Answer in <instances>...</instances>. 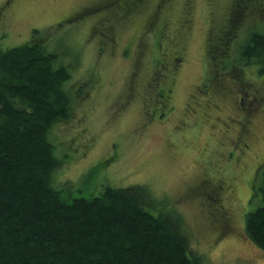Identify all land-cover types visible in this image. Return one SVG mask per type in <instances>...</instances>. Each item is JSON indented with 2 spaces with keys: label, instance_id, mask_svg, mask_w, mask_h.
<instances>
[{
  "label": "rangeland",
  "instance_id": "374dc122",
  "mask_svg": "<svg viewBox=\"0 0 264 264\" xmlns=\"http://www.w3.org/2000/svg\"><path fill=\"white\" fill-rule=\"evenodd\" d=\"M181 1L164 11L169 21L165 30L168 36L183 32L177 28L186 8L179 4ZM85 3V0H19L11 11L7 34L0 31V48L9 49L29 42L33 30H37L36 36L45 43L47 51L57 55L56 66H63L69 72L64 87L71 93L73 115L68 121L54 125L49 134L55 156L63 162L55 179L56 185L62 184L53 186L60 199L69 203L77 198L98 196L105 187L146 186L158 201L169 206L168 210L181 217L180 230L188 236L190 250L202 257L203 264H264V250L245 236V215L260 205L253 189L260 186L264 171V116L254 121L257 138L247 168L240 173L239 167L235 170L231 165L238 154L232 148L233 142L230 143L234 139L235 123L231 125L227 119L230 116L239 122L238 112L230 109L216 112L204 107L197 119L184 112V103L193 86L201 78L215 80L218 74L222 60L221 33L233 23L231 7L227 10L228 0H194L189 18L192 28L178 50L181 61L175 78L177 92L174 90L167 103L164 99L168 97L160 99V103L154 95L152 91L156 87L148 81L156 80L146 73L132 90L136 93L129 94L130 71L142 48L128 41L137 26L125 31L116 49H111L106 43L90 40L93 32H81L84 27L76 28V23L57 25L63 16ZM238 26L240 31L264 28V20L250 7ZM207 31L216 47V58L211 55L210 58L207 53ZM146 36L149 46L143 56L148 68L152 57L159 59L161 51L155 47L162 46V41L154 34ZM174 58L166 57V63ZM171 62L167 69L159 71L168 74ZM234 66L240 70L234 71ZM226 71L230 72L227 73L230 82L248 87L255 81L264 86V79L249 73L252 70L245 62L230 64ZM143 87L145 90H141ZM247 99L248 103L251 97ZM225 159H229L230 166L225 164ZM223 166H228L224 169L227 178H237L232 182L230 200H224L226 194L221 195L224 211L229 213V221H225L227 230L221 229L218 197L208 188L193 192L202 180L213 182L219 178ZM96 167L98 171L92 173ZM66 181L69 183L63 184Z\"/></svg>",
  "mask_w": 264,
  "mask_h": 264
},
{
  "label": "trees",
  "instance_id": "16d2710c",
  "mask_svg": "<svg viewBox=\"0 0 264 264\" xmlns=\"http://www.w3.org/2000/svg\"><path fill=\"white\" fill-rule=\"evenodd\" d=\"M250 7L261 17L258 3ZM242 17L232 18L234 26ZM33 34L21 46L0 48V264H203L180 230L181 217L146 186L60 199L54 187L62 184L55 179L63 162L49 134L73 115L64 87L70 75ZM241 52L246 63L264 58V37L254 31ZM253 196L260 205L245 215V236L264 250V171Z\"/></svg>",
  "mask_w": 264,
  "mask_h": 264
},
{
  "label": "flooded vegetation",
  "instance_id": "af4514ba",
  "mask_svg": "<svg viewBox=\"0 0 264 264\" xmlns=\"http://www.w3.org/2000/svg\"><path fill=\"white\" fill-rule=\"evenodd\" d=\"M18 1L19 0H0V31L5 34H7V30L10 25L8 21L11 16V11L14 9L15 3ZM85 1L86 3L79 6L72 14L63 16L61 18L62 21L57 23V25L60 26L66 23H76V28L81 29V27H84V30L81 32H93L92 35L90 34V40H96L100 44L106 43L110 45L109 47L111 49H116L120 43L122 34L125 31L130 32L132 27L136 28L137 26L138 29L134 31V35L131 34L128 41H134L136 46H142V48L139 50V55H137L138 57L133 61L132 70L130 71L128 81H130L131 84L128 88L131 91L129 94L133 95V92L136 93V91L132 92V90L135 89L139 79H141L143 74L146 73V75H150V78L156 80L148 81L149 84L153 82L151 84L156 87H152L154 88L152 91L154 95L158 96L159 101L160 99L168 97L164 99L167 103V101H169L168 99L173 96L172 93H174V90H176L175 85L177 79L175 78L181 61L178 50L181 49L183 44L181 40L187 36L192 28L191 19L189 18L191 17V10L194 7V0H183L179 3H183L186 8L182 12V17L179 18L177 25V28L183 30V32L177 31V35L175 36H168L165 33V30H168L169 21L165 18L164 11L167 9L169 10L171 6L178 4L177 2L180 0ZM256 3H258L262 8V10L260 9V15L264 20V0H228L227 10L231 7L230 13L233 17H241L247 8L249 9V5ZM141 16H143L142 19L140 18ZM225 27H227V30L224 31L225 29H223L219 40L220 56L222 60L221 63L218 64V74L216 79L212 81L203 79L202 81L201 78L200 83L193 86V90L188 95L187 102L184 103V112L186 111L187 114L191 115V119H197L200 116V110L204 107L216 112L222 111L223 109H230L238 112L240 116L239 122H236L230 116L227 117V119L229 124L232 125L235 123L233 128V130L235 129L233 134L234 139L230 141V143L233 142L234 145L232 148L235 149V152L238 154V159L231 163V165L235 168V170L239 167V172L241 173L247 168V162L250 159V153H252V144L255 141V138H257L253 126L254 121L259 116H264V108H262V106H264V86H261L262 83H255V81L248 84V87H245L244 83L236 84L235 82H230L227 74L230 72H227L226 70L230 69V64H243L245 57H243L241 50L247 42V36L254 33V31H257L264 37V28L260 27L257 30L249 28V30L240 31L239 26H234V23H229V25ZM244 31H246L245 34L243 33ZM148 34H154L156 38H160L162 46L155 47L158 52L159 50L161 51L159 59H153L152 57V65L146 68L144 65L145 55L143 56V52L149 46V43L145 41V38L147 37L146 35ZM208 34L209 31L206 33L205 42L210 41V36ZM33 36L34 34H32V37ZM177 37L179 41L177 40ZM179 44L181 46L178 49ZM170 50H172V54H169ZM171 55L176 56V58L172 59L176 63L173 64V61H170L171 68L169 69L168 74L159 71L160 68H163V70L167 69L166 66H168V64L170 65V62L166 63V57L170 60ZM260 57L262 56H259L258 58ZM258 58H246L247 63L245 62V65L252 70V72L249 73H251L254 77L259 76L264 79V58ZM236 70L239 71L240 68H236V66H234V71ZM150 71L155 72L149 73ZM207 71L212 73V70ZM240 72L243 73V71ZM142 89L145 90L144 87L141 88V90ZM150 89L151 88H149L148 93H150ZM248 97H251V100L247 103L246 100H248ZM160 103H162V100ZM165 105L167 104H163V106ZM253 105H256V108L253 107ZM258 106L261 108H258ZM158 119L159 118L156 120ZM255 159H257V154L255 155ZM221 163L222 161L218 164ZM227 163L230 166L229 159H225V164ZM258 166L257 168L260 170V167ZM227 167L228 166H223L220 177L213 182H205L202 180L197 184V187L193 189L194 192L195 190H198V188L200 191L208 188L213 196L218 197L216 202L219 203V207L221 208L219 221L221 222V229L223 230H227L228 228L225 221H229V213L224 211L221 195L226 194L227 196L224 200H230L234 189L233 183L235 179H237L235 176L229 178L225 176L224 169Z\"/></svg>",
  "mask_w": 264,
  "mask_h": 264
}]
</instances>
